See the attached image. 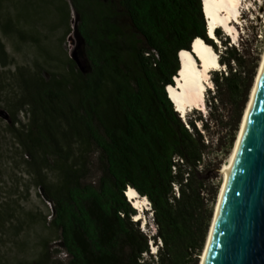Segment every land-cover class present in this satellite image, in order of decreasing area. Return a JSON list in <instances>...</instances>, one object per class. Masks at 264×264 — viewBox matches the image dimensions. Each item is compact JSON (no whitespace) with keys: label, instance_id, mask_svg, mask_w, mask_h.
<instances>
[{"label":"trees","instance_id":"trees-1","mask_svg":"<svg viewBox=\"0 0 264 264\" xmlns=\"http://www.w3.org/2000/svg\"><path fill=\"white\" fill-rule=\"evenodd\" d=\"M2 1L1 31L24 36V29L3 12ZM123 5L127 11L122 29L115 17L101 24L96 16L80 10L81 30L87 38L93 72L85 77L79 97L66 86L42 81L27 66H16L0 38V68L14 66L17 79V97L8 109L15 124L20 122L18 113L27 117L20 132L25 147L29 148L26 140H32L34 135H39V143L51 136L58 146L54 134L64 123L68 150L79 142L78 135H90L105 156L108 177L101 180L98 188L73 187L66 200L58 201L54 225L65 242L66 264H124V244L130 247L129 264H200L218 195V188L200 171L205 140L197 123L202 124L204 132L208 126L201 115L183 120L167 92L180 75L181 55L191 53L198 38L217 53L218 45L208 35L204 0H123ZM90 25L103 31L91 32ZM216 35L225 47L219 61L228 72L225 75V71H214L216 93L207 94L206 103L212 110L223 103L224 97L232 104L242 101L236 112L231 149L255 74L241 91L233 67L241 63L240 52L229 45L220 30ZM121 36L137 56L140 75L135 77L134 85L127 83L119 69ZM2 89L0 83V92ZM78 100L82 108L78 107ZM112 117L117 118L119 125L111 121ZM93 118L103 127L104 135L94 127ZM67 152L66 158L71 154L70 150ZM42 168L35 163L32 170L40 174ZM130 188L151 203L150 230L149 224L141 227V221H134L138 211L125 194ZM152 245L156 254L152 253ZM145 254L149 259L145 260Z\"/></svg>","mask_w":264,"mask_h":264},{"label":"rangeland","instance_id":"rangeland-1","mask_svg":"<svg viewBox=\"0 0 264 264\" xmlns=\"http://www.w3.org/2000/svg\"><path fill=\"white\" fill-rule=\"evenodd\" d=\"M82 4L85 13L96 16L101 24L113 15L108 7L109 3L83 0ZM2 6L3 12L12 19L13 24L25 31L24 36L17 33L5 35L0 29V38L3 39L9 56L15 59V65L27 66L42 81H47L42 76V71L46 70L51 74V79L47 82L53 81L57 85L66 86L75 97H79L78 91L85 85V76L76 69L66 50L67 37L71 31V13L67 3L63 0H3ZM240 10V24L234 22L238 37L232 40L223 29L220 28V31L229 39V45L235 46L240 52L241 63L233 67L237 70L241 91H245L253 74L256 82L264 58V0H243ZM95 30L103 31L102 28L90 25V31ZM218 41L219 57L225 47ZM119 43V69L127 83L134 85L135 77L140 75L136 53L134 48L125 44L122 36ZM14 71V66L0 68V83L3 87L0 92V108L9 113V103L17 97ZM214 71H225V75L228 72L225 66ZM214 71L211 73L212 84L207 88L206 100L207 94L213 96L216 93L212 81ZM231 102L224 97L217 109L210 110L206 103L202 110H189L185 116V120H188L201 115L208 126V131L204 132L202 124L197 123L205 140L200 171L214 188H218L216 203L213 205L214 215L224 183L222 171L229 163L245 116L244 113L236 141L229 149L236 112L242 104L241 100L237 104ZM78 107L82 108L79 100ZM247 107L248 104L246 109ZM17 118L20 119L17 128L22 127L21 123L27 124L24 113H18ZM93 121L96 130L104 135L98 120L93 118ZM111 121L119 125L117 118L112 117ZM59 127L60 131L54 134L58 146L51 136L44 143H39V135H34L32 140H26L28 148L20 142L14 131L8 130L7 122L0 119V217L4 220L0 223V264H66V252L57 245L54 249L50 247L62 239L61 232L53 221L49 222L51 211L41 198L38 188L41 185L48 186L58 202L66 200L73 187L98 188L101 180L108 177L103 151L90 135H78L79 142L69 149L71 154L66 158L69 151L64 137L66 126L63 123ZM35 163L43 165L40 174L32 170ZM142 215L144 221H141V227L149 224L147 230L153 228V216L148 208ZM156 250L154 247L153 252ZM121 255L124 264H129L130 247L127 244L122 246ZM144 258L149 259V255L145 254Z\"/></svg>","mask_w":264,"mask_h":264},{"label":"water","instance_id":"water-1","mask_svg":"<svg viewBox=\"0 0 264 264\" xmlns=\"http://www.w3.org/2000/svg\"><path fill=\"white\" fill-rule=\"evenodd\" d=\"M68 3L71 31L67 37L66 50L76 69L87 77L93 72V64L87 52V38L81 30L82 14L72 1L68 0ZM0 118L10 125L13 123L11 114L2 108ZM38 192L50 207L51 223L57 216V206L44 185L39 186ZM54 244L63 250L65 248L62 239ZM206 264H264V73L209 246Z\"/></svg>","mask_w":264,"mask_h":264},{"label":"bare ground","instance_id":"bare-ground-1","mask_svg":"<svg viewBox=\"0 0 264 264\" xmlns=\"http://www.w3.org/2000/svg\"><path fill=\"white\" fill-rule=\"evenodd\" d=\"M241 5L243 0H204V13L207 19V25L210 35L213 36L217 28L223 29L228 36L238 37V29L234 24H240ZM219 42V41H218ZM182 52H180L181 54ZM222 65L219 61L218 53L203 39L198 38L193 46L192 52H184L180 57V75L175 77V85L167 87L170 99L175 104L177 112L186 114L189 110H202L206 105V92L211 83V73L214 70L221 69ZM264 73V58L258 72V76L251 92V97L245 116L241 125L239 138L230 157L229 163L225 165L223 174V187L220 194L219 203L212 220L210 233L207 238L204 253L201 257L200 264H206L209 246L214 235L216 223L226 197L231 179L233 178L235 165L240 150L241 143L249 125L253 103L261 83ZM179 74V73H178ZM126 196L133 204L135 209L139 211L136 220L144 221L143 215L148 208L149 200L141 197L134 189L130 188ZM147 206V207H146Z\"/></svg>","mask_w":264,"mask_h":264},{"label":"flooded vegetation","instance_id":"flooded-vegetation-1","mask_svg":"<svg viewBox=\"0 0 264 264\" xmlns=\"http://www.w3.org/2000/svg\"><path fill=\"white\" fill-rule=\"evenodd\" d=\"M64 2L67 3V5L69 6V3H68V0H63ZM72 1L75 6L78 8V10L80 11L81 9L84 10V5L82 4V1L83 0H70ZM92 2H102V3H109L108 7L110 8V12L112 15V17H115L117 18L116 19V23L118 24V26L120 27V29H122V26L124 25L125 23V19L124 17L126 16V9L124 8V5H123V0H90ZM70 8V7H69ZM80 13L82 14V18H83V12L80 11ZM121 20V21H120ZM83 24V22H82ZM87 48H88V44H87ZM42 76L45 77V79L47 81H49L51 79V74L48 73L46 70H43L42 71ZM12 116V115H11ZM1 119V118H0ZM13 119V117H12ZM3 120V119H2ZM8 130L9 128H12L11 131H14L16 134H17V137L18 139L20 140V142L22 143V140H21V136H20V132H22L23 130V127H21L20 129L17 128L16 126L18 124H15L14 123V120H13V123L10 125L8 122ZM52 134V133H51ZM26 139V138H25ZM45 186V185H44ZM45 188L47 189V192L48 194L51 196L52 200L54 201V204L58 207V202L57 200L53 197L52 193L50 190H48V188L45 186ZM49 207V206H48ZM50 209V207H49ZM51 211V210H50ZM55 220V219H54ZM54 220H53V223H54ZM51 249H54V247H56V245L53 243L51 246ZM67 256V255H66Z\"/></svg>","mask_w":264,"mask_h":264},{"label":"clouds","instance_id":"clouds-1","mask_svg":"<svg viewBox=\"0 0 264 264\" xmlns=\"http://www.w3.org/2000/svg\"><path fill=\"white\" fill-rule=\"evenodd\" d=\"M205 18H206V16H205ZM206 22H207V20H206ZM217 30H220V29H217ZM229 37V36H228ZM218 38V37H217ZM230 38V37H229ZM219 40V39H218ZM217 44V43H216ZM218 45V44H217ZM219 46V45H218ZM215 50V49H214ZM174 80H175V78H174ZM168 87V86H167ZM166 90H167V88H166ZM168 93V92H167ZM168 96H169V94H168ZM170 98V97H169ZM171 100V99H170ZM172 101V100H171ZM172 103H173V101H172ZM173 105H174V103H173ZM174 108H175V106H174ZM184 120V119H183ZM126 194V193H125ZM126 198H127V196H126ZM146 198V197H145ZM128 200V199H127ZM129 201V200H128ZM130 202V201H129ZM131 203V202H130ZM150 203V202H149ZM132 204V203H131ZM134 207V206H133ZM135 208V207H134ZM137 210V209H136ZM138 211V210H137ZM149 212V211H148ZM145 226V225H144ZM143 226V227H144ZM153 253V252H152ZM156 253H157V250H156ZM156 253H154V254H156Z\"/></svg>","mask_w":264,"mask_h":264},{"label":"built area","instance_id":"built-area-1","mask_svg":"<svg viewBox=\"0 0 264 264\" xmlns=\"http://www.w3.org/2000/svg\"><path fill=\"white\" fill-rule=\"evenodd\" d=\"M148 204H149V205H148V211H149L150 213H152V206H151V203L148 202Z\"/></svg>","mask_w":264,"mask_h":264}]
</instances>
